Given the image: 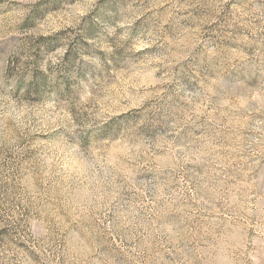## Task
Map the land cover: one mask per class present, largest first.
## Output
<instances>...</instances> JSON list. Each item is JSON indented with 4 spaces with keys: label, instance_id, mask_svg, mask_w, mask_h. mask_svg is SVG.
I'll use <instances>...</instances> for the list:
<instances>
[{
    "label": "rangeland",
    "instance_id": "obj_1",
    "mask_svg": "<svg viewBox=\"0 0 264 264\" xmlns=\"http://www.w3.org/2000/svg\"><path fill=\"white\" fill-rule=\"evenodd\" d=\"M0 264H264V0H0Z\"/></svg>",
    "mask_w": 264,
    "mask_h": 264
}]
</instances>
